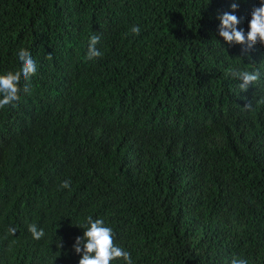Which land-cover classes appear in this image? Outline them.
Returning <instances> with one entry per match:
<instances>
[{
	"label": "trees",
	"instance_id": "16d2710c",
	"mask_svg": "<svg viewBox=\"0 0 264 264\" xmlns=\"http://www.w3.org/2000/svg\"><path fill=\"white\" fill-rule=\"evenodd\" d=\"M259 2L0 0V74L21 47L37 64L0 109V264H78L88 216L133 264H264V87L226 74L264 54L218 33Z\"/></svg>",
	"mask_w": 264,
	"mask_h": 264
},
{
	"label": "clouds",
	"instance_id": "9594fccd",
	"mask_svg": "<svg viewBox=\"0 0 264 264\" xmlns=\"http://www.w3.org/2000/svg\"><path fill=\"white\" fill-rule=\"evenodd\" d=\"M237 8L238 5L233 3L232 12H224L218 17L220 21L219 36L229 45H242V50L245 52L256 46L258 48L254 50H257L259 56H262L264 54V0H260L259 6L252 10L246 35L244 30L238 29L240 20L233 14ZM140 31L141 29L137 25H133L130 29L133 35H139ZM99 41V35H91L88 40L86 60H96L103 56V53L97 48ZM16 55L20 67L15 71L0 74V109L16 105L20 100V92L29 91L31 78L37 71L36 61L28 50L21 47ZM48 57L51 58V55H48ZM255 66L256 64L252 68ZM226 74L240 81L238 86L242 91L247 90L250 84L255 86L256 82V85L259 84L264 87V73L261 75L259 70L240 71L229 67ZM21 81L24 82L22 88ZM260 102L264 103V100ZM246 108L250 109L251 104H248ZM70 185L71 181L65 180L60 183V188L68 189ZM79 228L83 229V235L77 237L73 245L74 252L80 256L78 264H111L112 261L118 259H122L124 264H133L130 252L114 243L113 230L105 225L103 218L93 219L92 216H88ZM9 231L15 233V229ZM28 231L34 240H40L45 236L43 228L38 229L35 223L28 226ZM228 264H248V260L242 256H234Z\"/></svg>",
	"mask_w": 264,
	"mask_h": 264
}]
</instances>
